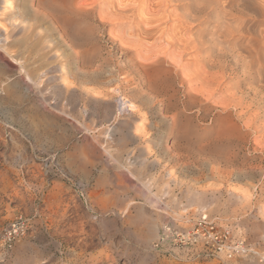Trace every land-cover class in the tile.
I'll use <instances>...</instances> for the list:
<instances>
[{"label": "rangeland", "instance_id": "374dc122", "mask_svg": "<svg viewBox=\"0 0 264 264\" xmlns=\"http://www.w3.org/2000/svg\"><path fill=\"white\" fill-rule=\"evenodd\" d=\"M10 1L28 75L0 50V264H264V0Z\"/></svg>", "mask_w": 264, "mask_h": 264}, {"label": "built area", "instance_id": "2783aa9c", "mask_svg": "<svg viewBox=\"0 0 264 264\" xmlns=\"http://www.w3.org/2000/svg\"><path fill=\"white\" fill-rule=\"evenodd\" d=\"M193 229L194 235H197L200 230L207 229L208 237L205 234H199V237L204 236V240L213 242L214 244H218L222 246L226 240H228L229 232L226 229H218L216 228V224L209 222L206 216L197 222ZM29 232V224L22 216L14 219L12 222L8 224V226L3 230L2 234V242L4 247L11 248L16 241L21 239ZM191 233L188 232L186 238L182 236L180 232H177L169 225H165L163 227V232L160 236V241L167 242L169 240H173L175 244L183 243L184 241L188 242L191 239ZM193 235V236H194ZM192 236V237H193Z\"/></svg>", "mask_w": 264, "mask_h": 264}, {"label": "bare ground", "instance_id": "6f19581e", "mask_svg": "<svg viewBox=\"0 0 264 264\" xmlns=\"http://www.w3.org/2000/svg\"><path fill=\"white\" fill-rule=\"evenodd\" d=\"M33 2H35L36 3V5H37V7H39L40 6V4H41V0H32ZM154 1V0H153ZM168 1V0H167ZM170 1V0H169ZM187 1V0H186ZM193 1V0H192ZM205 1V0H204ZM207 2H205L206 4H209L210 2H208V0H206ZM221 0H217L216 1V3L217 4H219V2H220ZM263 1V0H262ZM152 2V1H151ZM156 2H157V0H156ZM152 3V6H153V4H157V3ZM162 2V1H161ZM160 2V3H161ZM177 2V1H176ZM180 3L182 2L181 0L179 1ZM179 2H177V3H179ZM190 2V1H189ZM188 2V3H189ZM197 2V1H196ZM212 2H214V1H212ZM252 2H254L253 0L251 1V3ZM256 2V1H255ZM0 3L3 5V9H4V11H6V10H11V7H12V2L10 1V0H0ZM51 3V2H50ZM103 3V2H102ZM147 3V2H146ZM162 3H164V2H162ZM168 3V2H167ZM167 3H166V5H167ZM171 4H172V1L170 2ZM170 3H169V5H170ZM187 3V2H186ZM191 3V2H190ZM189 3V4H190ZM193 3V2H192ZM195 3V2H194ZM200 4H201V2H199ZM250 3V2H249ZM119 4V3H118ZM174 4H175V2H174ZM188 4V5H189ZM196 4V3H195ZM210 4H212V3H210ZM253 4V3H252ZM255 4V3H254ZM253 4V5H254ZM264 4V3H263ZM263 4H262V6L261 7H264L263 6ZM121 5V4H120ZM159 5V4H158ZM158 5L156 6L157 8H158ZM162 5V4H161ZM168 5V6H169ZM192 5V4H191ZM50 6V5H49ZM147 6V5H146ZM163 6V5H162ZM161 6V7H162ZM172 6V5H171ZM179 6H181V5H179ZM199 7V4L197 3V5H196V7ZM203 6H208V5H204L203 4ZM212 6H214V4H212ZM150 7H151V4H150ZM154 7V6H153ZM155 7V8H156ZM165 7V6H164ZM182 7V6H181ZM191 7V6H190ZM193 7H194V4H193ZM247 7V6H246ZM62 8V7H61ZM166 8H167V6H166ZM169 8V7H168ZM167 8V9H168ZM175 8V7H174ZM195 8V7H194ZM202 9L204 8V7H201ZM40 9V8H39ZM39 9H35L34 11H36V12H38V10ZM161 9V8H160ZM162 9H163V7H162ZM172 9V8H171ZM182 9V8H181ZM199 9H200V7H199ZM209 9H210V7H209ZM209 9H207V10H209ZM211 9H212V7H211ZM213 9L215 10L216 9V7L214 8L213 7ZM166 9L164 8L163 9V11H165ZM193 10V9H192ZM196 10V9H195ZM204 10V9H203ZM54 11V10H53ZM57 11V10H56ZM55 11V12H56ZM134 11V10H133ZM150 11V10H149ZM154 11V10H153ZM167 11V10H166ZM172 10H170V12H171ZM191 11V10H190ZM199 11V10H198ZM205 11V10H204ZM36 12H34V13H36ZM54 12V13H55ZM169 12V11H168ZM170 12L168 13L169 15H170ZM185 12V11H184ZM5 13H7V12H5ZM30 13V12H29ZM156 13V12H155ZM161 13V12H160ZM165 13V12H164ZM163 13V14H164ZM186 13V12H185ZM185 13H183V14H181V15H179V17H181L182 15H184ZM193 13V12H192ZM199 13V12H198ZM200 13H201V11H200ZM208 13V12H207ZM153 14H154V12H153ZM167 14V13H166ZM187 14V13H186ZM210 14V13H209ZM4 15V14H3ZM196 15H198V14H196ZM6 16V15H5ZM47 16V15H46ZM107 16V15H106ZM162 16V15H161ZM166 16V15H165ZM175 16H177V15H175ZM200 16V15H199ZM9 17V16H8ZM48 17V16H47ZM59 17H60V15H59ZM168 17H170V16H167V18ZM178 17V16H177ZM187 17V16H186ZM195 17V16H194ZM170 18H173V17H170ZM176 18V17H175ZM182 18H183V16H182ZM185 18V17H184ZM189 17H187V19H188ZM200 18L201 17H199V20H200ZM177 19V18H176ZM197 19V18H196ZM10 20H11V24H18L17 23V21L15 20V19H13V17H11L10 18ZM55 20V19H54ZM191 20V19H190ZM195 20V19H194ZM257 20V19H256ZM180 21V20H179ZM66 22H68V21H66ZM104 22V21H103ZM166 22H168V21H166ZM56 23H57V25H58V29H59V32H61V35H62V38H67V24H60L59 23V20H57L56 21ZM148 23V22H147ZM184 23V22H183ZM0 24H2L1 22H0ZM185 24V23H184ZM14 25H12V26H14ZM1 27V26H0ZM9 28H5V26H4V30H3V28H2V30L4 31V33H3V36H0V50H2L3 52H5L7 55H9L10 56V58L15 62V64H17V65H19L20 66V68H21V71L22 72H24V73H26L27 74V71L24 69V67H23V65H22V63H21V61L19 60V59H15L13 56H12V54H11V51H10V48H8L7 46L9 45V39H10V37H12L13 36V32L16 30H18L19 29V27L18 26H14L13 27V30H8ZM147 29H149V27L147 28ZM154 29V28H153ZM153 29H150L149 30V32H152V30ZM1 30V31H2ZM146 31V30H145ZM147 33H149L148 32V30L146 31ZM145 32V33H146ZM1 33V32H0ZM248 35V34H247ZM163 37V36H162ZM231 38V37H230ZM164 39V38H163ZM65 40V39H64ZM163 41V40H162ZM170 41V40H169ZM177 41V40H176ZM180 41V40H179ZM184 41V43H186L185 42V40H182V42ZM194 41V40H193ZM126 43V42H125ZM168 43H173V42H168ZM180 43V42H179ZM174 44H176L175 42H174ZM181 45H182V43H180ZM180 44H178V45H180ZM255 44V43H254ZM71 45V44H70ZM184 45V44H183ZM193 45V44H192ZM197 46H198V44H196ZM181 47V46H180ZM188 47H190V46H188ZM195 47V46H194ZM179 48V47H178ZM190 48H193V47H190ZM197 48V47H196ZM258 49H259V47H257ZM187 49V48H186ZM194 49V48H193ZM198 49V48H197ZM188 50H190V49H188ZM194 51H195V49H194ZM235 51H237V50H235ZM182 52L183 51H181L180 53L182 54ZM188 52V51H187ZM149 53V52H148ZM180 53H178L179 55H180ZM185 54V53H184ZM186 55V54H185ZM189 55V54H188ZM192 55V54H191ZM197 55H199V54H197ZM177 56V55H176ZM179 57V56H178ZM181 57V56H180ZM184 57V56H183ZM198 57V56H197ZM227 57V56H226ZM176 58V57H175ZM185 58V57H184ZM177 60V59H176ZM181 60H183V59H181ZM180 61V60H179ZM179 61H178V63H179ZM188 60H185V62H187ZM184 62V63H185ZM198 62H202V61H199L198 60ZM174 63H177V61L176 62H174ZM177 63V64H178ZM181 63V62H180ZM193 63V62H192ZM176 64V66H179V65H181V64H179V65H177ZM174 65V64H173ZM194 65V64H193ZM202 65V64H201ZM185 66V65H184ZM183 66V67H184ZM197 67V66H196ZM196 67H194V68H196ZM220 67V66H219ZM185 68H187V66L185 67ZM190 68V67H189ZM213 68V67H212ZM221 68V67H220ZM182 69V67L180 68V70ZM2 70V69H1ZM25 70V71H24ZM179 70V69H178ZM21 71H19V72H21ZM181 71H183V70H181ZM186 71V70H185ZM196 71H199V70H197L196 69ZM194 72H195V69H194ZM206 72V71H205ZM195 73H198V72H195ZM194 73V74H195ZM208 73V72H207ZM202 74V73H201ZM206 74V73H205ZM251 74V73H250ZM22 75V74H21ZM28 75V74H27ZM27 75L25 76V77H27ZM197 75V74H196ZM199 76H201L200 75V73H199ZM203 76H204V74H203ZM191 77H194V76H191ZM198 76H196V78H197ZM214 77H216V76H214ZM214 77H212V78H214ZM222 78V77H221ZM192 79V78H191ZM215 79V78H214ZM225 78L223 77V79L222 80H224ZM219 80H221V79H219ZM221 82V81H220ZM220 82L218 81L217 83H219L220 84ZM214 84V83H213ZM217 86V85H216ZM219 86V85H218ZM219 91V90H218ZM214 94V93H213ZM205 95V94H204ZM124 101H121V103H122V108H121V111H120V114L121 113H123L124 111H129L130 109L129 108H133V107H136L135 106V104L134 103H132L131 102V100H128V99H123ZM168 102V101H167ZM119 108V107H118ZM120 109V108H119ZM118 109V110H119ZM127 109H129V110H127ZM225 111V110H224ZM119 113V112H118ZM181 118V117H180ZM110 130V129H109ZM101 145V144H100ZM83 148V147H82ZM98 148V147H97ZM97 148H95L94 149V151H93V155H92V158L94 157H96V155L99 153V149H97ZM102 148V147H101ZM104 148V147H103ZM102 148V149H103ZM105 149V148H104ZM106 152V151H105ZM84 153V152H83ZM102 153V152H101ZM98 156H100V155H98ZM95 160H96V158H95ZM95 195V194H94ZM127 211V210H126ZM154 235V234H153ZM149 240V239H148ZM199 243H200V245H202L203 243H205V240H204V236H201L200 238H199Z\"/></svg>", "mask_w": 264, "mask_h": 264}, {"label": "crops", "instance_id": "0c3cea01", "mask_svg": "<svg viewBox=\"0 0 264 264\" xmlns=\"http://www.w3.org/2000/svg\"><path fill=\"white\" fill-rule=\"evenodd\" d=\"M78 173H80V172H78Z\"/></svg>", "mask_w": 264, "mask_h": 264}]
</instances>
